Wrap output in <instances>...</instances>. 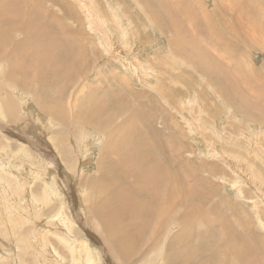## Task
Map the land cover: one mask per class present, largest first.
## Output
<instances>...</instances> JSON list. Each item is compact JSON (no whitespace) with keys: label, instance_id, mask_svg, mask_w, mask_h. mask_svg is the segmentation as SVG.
Returning a JSON list of instances; mask_svg holds the SVG:
<instances>
[{"label":"rangeland","instance_id":"1","mask_svg":"<svg viewBox=\"0 0 264 264\" xmlns=\"http://www.w3.org/2000/svg\"><path fill=\"white\" fill-rule=\"evenodd\" d=\"M165 2L169 19L157 23L143 0H42L59 29L71 26L68 35L86 55L74 68L71 59L58 56L53 61L31 57L26 68L15 65L19 52H7L34 39L27 34L39 32V25H27L19 2L15 13L11 3L0 0V5L10 4L11 13L3 16L15 15L23 29L0 45V264H246L239 261L245 252L225 250L222 216L233 234L258 245L254 263L264 264V0ZM35 4L41 5L27 6ZM63 8L71 14L63 15ZM206 25L209 39L197 30ZM212 27L229 31L221 42H228L225 49L216 43ZM201 65L217 72L234 101H227ZM51 68L57 72L50 73ZM32 69L45 75L30 80L23 70ZM110 91L115 98L108 103ZM96 104L106 112L101 117L113 115L102 128L86 123ZM136 119L151 124L169 154L179 152L186 181L208 196L204 210L209 214L194 219L188 247L185 240L174 248L166 245L179 229L163 222L173 215L168 209L162 217L163 201L155 206L142 240L124 247L110 227V214L101 210L102 198L112 192L119 195L111 200L121 204L130 193L141 202L153 196L149 185L136 186L132 176L100 175L113 161L106 143ZM107 177L122 181L103 188ZM159 193L163 197L165 190ZM210 204H218V214ZM203 222L213 224V230ZM200 232L210 234L197 238Z\"/></svg>","mask_w":264,"mask_h":264},{"label":"bare ground","instance_id":"2","mask_svg":"<svg viewBox=\"0 0 264 264\" xmlns=\"http://www.w3.org/2000/svg\"><path fill=\"white\" fill-rule=\"evenodd\" d=\"M165 1L166 0H151V1L143 0V6L145 7V9L149 8V10H147V11H149L148 16L151 19H153L154 21L157 20V23H161L164 19H169V5ZM7 2L11 3L10 9H12L15 13H16V11H15L16 6L18 4H20V5H18L17 10L18 9L21 10V11H19V10L18 11L22 12V14H24L27 17V19L30 21L29 22L30 24L28 23L27 25H32V24L34 25V23L39 25V32L30 33V31H29L28 32L29 34H27V33L24 34V35L27 34V36H29L30 38H33L32 36H34L35 37L34 39H28L27 41L22 40L23 42L20 39L21 43L16 45V47L12 46V48H10L8 50L7 53L14 52L13 54H15V53L19 52L20 56H17L18 58L16 57V60H17L15 62L16 66L29 68L32 65L30 58L34 57V56H37V57H39L43 60H46V61L56 60L54 58L57 56L62 58V59L69 58V59H71V61L68 64L70 65L71 68H74L75 64L79 66V63H77L79 61V57L85 56L86 50L84 48L78 46L76 44L75 40L70 35H68L69 28L71 26H67L65 29H59L55 25L54 21L52 20L54 18L55 14L53 12H51V10H49V8L43 9L41 7L42 6V0H7ZM32 2L33 3L36 2L37 5L38 4H41V5L39 7H36V4H35V5H32V6H34L33 8H29L27 6V3H32ZM177 2H178V4H180L179 1H177ZM195 4H196V2H195ZM8 6L10 7V4L9 5H7V4L6 5H4V4L0 5V45L1 46L5 45V44L3 45V41L8 37L9 34H20L23 32V29L21 26L22 24L19 20H17V21L20 22L19 23L20 25H16L17 21H15L16 20L15 15L12 18L3 16V12L11 13L8 10ZM164 7H165V9H164ZM69 9L68 8L61 9L62 14L63 15H66V14L70 15L71 11ZM182 9H183V7H182ZM207 12L203 9L201 11V13H202L201 16L203 15L202 17L205 18L208 15ZM73 14H75V13H73ZM76 15H74L73 17H75ZM46 18H47V21L44 24V21ZM72 21H74V20H72ZM66 22L67 21H64V23H66ZM17 24H18V22H17ZM61 25L63 26V24H61ZM207 29H208L207 25H206V27H203V28H200L199 26L197 28L198 32L204 33V34H206L205 31ZM214 29H215V32L217 34L215 37L217 42L216 41L215 42L221 47V49H225L228 45L227 40H226L227 43H221V42L223 39L227 38V36L229 35V31L224 29V31L220 32L219 30L218 31L216 30L217 29L216 27H212V30H214ZM27 30H30V28H27ZM24 31H25V29H24ZM174 31L175 30H173V32ZM209 31H210V29L207 30L206 32H209ZM210 35L206 34V38L209 39ZM14 39H15V37H14ZM4 42L9 43V40L8 41L5 40ZM16 42H17V40H16ZM8 43H7V45H8ZM12 45H13V43H12ZM109 45H111V44H109ZM4 49L7 50V48H4ZM23 60H25L26 62L25 63L22 62ZM37 61H38V58H37ZM38 65L43 66L44 62L41 61L38 63ZM132 65L133 64H130V66H132ZM201 67L205 72H207L210 75L211 82L214 83L215 86L217 85V88L226 97L227 101L228 100L234 101L233 100L234 97L230 92V91H232V89H230V91L225 89L226 82H220V78H219L217 72L213 69L207 68L204 65H201ZM13 68H14V66H13ZM25 70L30 71V69H25ZM25 70H23V72L28 75L30 80L38 78L42 75H45L43 72L35 74L34 73L35 69L34 70L32 69V72H28V73ZM49 72L55 73V72H57V69L51 68L49 70ZM63 76H65V75H63ZM15 83L18 84L17 81H15ZM28 83H29V80H28ZM3 85L5 87V84H3ZM6 86H7V84H6ZM70 86L72 87L71 84H70ZM41 90H43V88ZM114 98H115L114 92L110 91V94L105 99V101L110 103ZM21 100H23V98ZM35 101H37V100H35ZM22 102H24V101H22ZM98 105L99 104L92 106L89 109L88 117L87 116L85 117V119L87 120L86 123H90V124L93 123L94 128H98V127L102 128V126H104L103 122H106V121L113 118V115H111V113L107 114V116L101 117L100 113L105 112V111L101 110L103 106H98ZM239 106H240V104H239ZM45 107H46V109H49V111L53 115L57 114L55 109L50 107V106L48 108V105H46V103H45ZM114 111L115 110L113 109L112 112H114ZM85 112H86V110H85ZM76 117L78 119L83 118L82 115L76 116ZM59 119H62V117H59ZM140 121L145 126L144 129L136 126V125H139L138 122H140ZM131 123L132 122H128L127 125H125L121 130H116V135L118 134V132H119V135L115 138H112L111 140H108V142L106 143L107 144L106 152L110 148L108 151V156L110 158H113V161L112 162L107 161L108 165L104 166V172H101L100 175L103 176L105 174H111L113 172H121L120 177L122 180H124L125 178H127L129 176H132L134 179V184L136 186H139L140 184L149 185L150 189H147V193H149L153 196L148 198V199L145 198L146 200L141 202V201L136 200L137 194L130 193V197L128 200H126V203L121 204V203H118V202L111 200V199L117 198L119 195L118 192H112L109 195L104 196L102 198L101 202L103 204H101V206H100L101 210L103 211V208H104V211L108 212L107 214H110V216L108 215L109 220H111V222H112V226H110V227L114 228L115 229L114 232L118 233L119 245L124 247L127 244L131 245V243L134 240H137V241L142 240L143 230L147 226H149V224L151 223L150 220L152 218V214L155 212V210H154L155 206L159 205V203L161 201H163V203L165 205V210L162 212V217H164V215L166 214V211L168 209L170 210V212L173 213L171 218H169V219L164 218L163 222L167 223L169 225L170 224H176V226L179 229V232L177 234H175L174 237H172L170 239V242L167 243L166 245L169 248H174L175 246L183 245V244H181V242L183 240H185L188 245L184 242L186 244L184 246L188 247V246H190L189 245L190 241H193V239H194L193 237L195 235L194 233H192L193 227H191L193 222H194V219L196 217L198 218L201 216L207 218V216L209 214V213L207 214L206 209L204 210V206L208 203V196L201 194V192H200L201 190H199L200 188L198 185H195L193 183L186 181V179L184 177V174H185L184 171L185 172H188V171L185 168V166L182 165L183 160L181 161V159H180V157H182V156H180L179 152L178 153L176 152L175 154H169L168 153L166 142L163 140V138L160 134H155L150 123H148L146 121H142L140 119H138V120L136 119L134 124H132V125H131ZM109 131L114 133L115 129L114 130L111 129ZM104 157H105V155H104ZM177 158H179V160L177 162H174V161H176L175 159H177ZM193 169H194V167H193ZM193 174H195V173H193ZM193 174L191 172L188 173V176L191 177L192 180L194 178ZM181 176H183L184 178H182ZM196 179H197V177H196ZM122 180H120L118 178L107 177V181L103 184V188H110L112 186L114 187V185H116V183L121 182ZM195 183H197V182H195ZM159 188H163L165 190V195L163 197L159 193ZM190 198H191V200H189ZM217 205L216 204H210L208 206V208H210V209L212 208L218 214L219 212L217 210ZM230 211L234 212V209L232 207H230ZM126 212H128V213H126ZM114 213H116V215H114ZM210 214H212V213H210ZM111 215L115 217L114 221H112V219L114 217L111 218ZM120 215H122L123 217H121ZM213 218H214V216H213ZM226 219H228V218H226L224 216H222V218H221V226L224 230H226V236L228 237L227 241H226L227 244L224 243L226 245L225 250L228 252V250L232 248V250H235L240 255L245 252V258L244 257L242 258L240 256L242 258V260H239V261L244 262L246 264H253L255 262V258H257L256 255H257V250H258L257 246L258 245H252V244H250L252 242L251 240H249V239L245 240L244 237L235 235V233L233 234L234 230H232V228L230 227L231 225H229L230 223H228V221ZM214 220H216V219H214ZM217 221H218V219H217ZM203 223L206 225V227L209 224L207 222H203ZM217 224H219V223H217ZM167 226H165V227H167ZM208 227H210V228L212 227V230H213L214 225L210 224V226H208ZM107 228H108V226H107ZM108 229L110 230V228H108ZM127 229H129V230H127ZM204 230L206 231L207 229L204 228ZM208 230H210V229H208ZM111 232H112V230H111ZM117 233L115 234L116 236H117ZM206 233L210 234V232L197 233V238L205 237ZM112 234H114V233L112 232ZM211 234H213V233H211ZM242 234H243V232H242ZM182 235H184L186 237H183ZM200 244H206V243L200 242ZM253 246H255L254 250H253V248H254ZM240 249H243V251ZM230 253H231V250H230ZM232 256H233V254H232ZM236 258L238 259L237 254H236ZM260 258H261L260 260L264 261V257H260ZM224 259L227 260L229 258L226 257ZM256 261H257V259H256ZM230 262H234V260H232ZM225 264H226V262H225Z\"/></svg>","mask_w":264,"mask_h":264}]
</instances>
